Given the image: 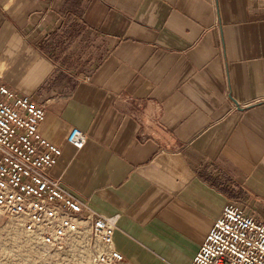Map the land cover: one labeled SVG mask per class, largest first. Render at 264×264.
<instances>
[{"label": "crops", "instance_id": "1", "mask_svg": "<svg viewBox=\"0 0 264 264\" xmlns=\"http://www.w3.org/2000/svg\"><path fill=\"white\" fill-rule=\"evenodd\" d=\"M0 85L128 264H189L226 203L264 223V0H0Z\"/></svg>", "mask_w": 264, "mask_h": 264}, {"label": "built area", "instance_id": "2", "mask_svg": "<svg viewBox=\"0 0 264 264\" xmlns=\"http://www.w3.org/2000/svg\"><path fill=\"white\" fill-rule=\"evenodd\" d=\"M44 117L42 105L0 85V214L58 248L84 222L100 242L94 264H128L113 245L118 215L96 213L50 174L62 149L39 132ZM85 141L84 131L69 130L68 144L79 149ZM189 264H264V223L226 203Z\"/></svg>", "mask_w": 264, "mask_h": 264}, {"label": "rangeland", "instance_id": "3", "mask_svg": "<svg viewBox=\"0 0 264 264\" xmlns=\"http://www.w3.org/2000/svg\"><path fill=\"white\" fill-rule=\"evenodd\" d=\"M99 247V240L84 222L58 248L28 234L17 219L0 214V264H94Z\"/></svg>", "mask_w": 264, "mask_h": 264}]
</instances>
